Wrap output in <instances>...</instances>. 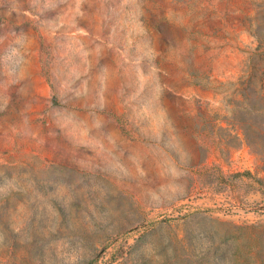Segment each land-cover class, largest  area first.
<instances>
[{
  "label": "rangeland",
  "instance_id": "obj_1",
  "mask_svg": "<svg viewBox=\"0 0 264 264\" xmlns=\"http://www.w3.org/2000/svg\"><path fill=\"white\" fill-rule=\"evenodd\" d=\"M260 44L264 0H0V264L255 261Z\"/></svg>",
  "mask_w": 264,
  "mask_h": 264
},
{
  "label": "trees",
  "instance_id": "obj_2",
  "mask_svg": "<svg viewBox=\"0 0 264 264\" xmlns=\"http://www.w3.org/2000/svg\"><path fill=\"white\" fill-rule=\"evenodd\" d=\"M260 47L257 60L264 58V44H260ZM244 83V100L236 103L232 112L241 130L242 140L252 148L261 147L264 144V77L260 76L257 82L247 77ZM193 236L190 233L186 239L191 241ZM205 237V253L201 257L196 254L194 264H241V251L235 239L229 241V237L216 236L210 231H206ZM246 252L255 254V261L252 255L248 262L244 258V264H264L262 249L253 252L249 248ZM168 263L174 264L172 261Z\"/></svg>",
  "mask_w": 264,
  "mask_h": 264
}]
</instances>
